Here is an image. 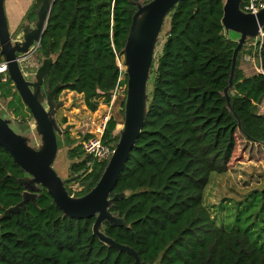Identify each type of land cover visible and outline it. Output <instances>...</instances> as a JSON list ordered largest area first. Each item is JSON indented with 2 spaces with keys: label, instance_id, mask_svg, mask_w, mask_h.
<instances>
[{
  "label": "trees",
  "instance_id": "16d2710c",
  "mask_svg": "<svg viewBox=\"0 0 264 264\" xmlns=\"http://www.w3.org/2000/svg\"><path fill=\"white\" fill-rule=\"evenodd\" d=\"M137 0H55L38 52L55 56L44 86L59 83L82 94L87 108L110 102L120 70ZM150 1V0H148ZM42 0L26 15L35 20ZM225 0H181L167 16V31L158 43L149 81L148 116L112 196L127 192L111 207L129 226L103 224V232L134 248L149 264H264V179L246 200L250 215L242 227H224L205 204L213 173H227L239 137L264 146V74L246 77L240 56L258 52L264 69V37L239 54L229 90L237 41L222 23ZM35 17V18H33ZM166 19V20H167ZM127 82V75H125ZM7 86L5 88L4 86ZM0 95L20 100L9 78ZM21 102V100L19 101ZM124 104V103H123ZM125 105V104H124ZM17 109L15 108V112ZM30 113V110H29ZM15 117L26 118L17 111ZM239 123L242 125L240 129ZM118 121L111 118L104 139L116 143ZM65 138L71 144L68 133ZM78 181L88 193L107 161L88 172L82 144L69 151ZM26 173L0 145V264H130L132 255L106 245L93 233L96 217L64 215L45 187L36 202L1 218L23 200ZM250 198V199H249ZM242 218L240 215L237 221Z\"/></svg>",
  "mask_w": 264,
  "mask_h": 264
},
{
  "label": "water",
  "instance_id": "95a60500",
  "mask_svg": "<svg viewBox=\"0 0 264 264\" xmlns=\"http://www.w3.org/2000/svg\"><path fill=\"white\" fill-rule=\"evenodd\" d=\"M179 1L181 0L135 1L137 10L133 15L123 49L127 75V88L121 93L125 98L124 126L119 131L114 153L97 184L88 193L74 196L70 194L65 180L54 168L60 144L58 137L62 133L55 115L63 104L62 101L56 104L55 98L62 84L59 83L53 89L47 88L46 94L43 91L44 81L51 71L55 56L43 57L41 64L35 68L22 63L34 53L36 45L41 42L55 0H42L36 11V20L31 23L27 19L23 29L17 31L14 36L8 24L5 0H0V57L7 62L8 75L29 108L42 141L39 148L33 147L27 136L15 131L10 119L0 115V145L26 173V176L19 179L25 187L23 200L7 208L1 218L18 213L28 201L36 202L38 191L45 187L64 215L84 219L96 217L93 233L106 245L132 255L134 261L130 264H149L141 260L134 248L105 234L103 224L109 222L113 226H129L123 217L110 210L127 192L114 196L111 194L144 128L148 116L149 81L157 44L167 16ZM242 1L225 0L222 18L226 35L228 36L230 31L239 35L234 49L229 85L224 90L227 105L231 110L233 108L229 90L233 87L239 54L246 43L251 40L259 43L264 37V7L256 14L247 13L241 9ZM239 126L242 129L241 123Z\"/></svg>",
  "mask_w": 264,
  "mask_h": 264
},
{
  "label": "rangeland",
  "instance_id": "374dc122",
  "mask_svg": "<svg viewBox=\"0 0 264 264\" xmlns=\"http://www.w3.org/2000/svg\"><path fill=\"white\" fill-rule=\"evenodd\" d=\"M144 1L147 2L148 0ZM167 22L168 19L166 20V23ZM166 23L160 34L161 38L159 42L164 41L167 31ZM12 34L14 36L16 32H13ZM236 35L237 33L234 31L228 33V37L230 38H234ZM158 50L159 47L157 44L156 52ZM42 59L43 56L37 51L27 57L22 63L27 66L35 67L36 65L38 66L41 64ZM124 59L125 57L123 55L121 61L123 62ZM7 86L5 85L4 87L7 88ZM15 90L17 93L16 87ZM43 91L46 94L47 88L45 86H43ZM18 96L21 102L16 99L13 106L10 108L9 101L11 98H4L0 95V115L4 118L6 117L10 119L12 121L11 126L15 131L27 136L30 144L35 148H39L42 145V141L41 136L36 131L35 120L32 114L29 113V108L20 97L19 92ZM59 101H62L63 104L56 112L55 118L62 133L58 137V139L60 138V144L54 162V168L64 180H68L73 175H76L71 169L72 163L74 161H79L77 159L71 160L69 158V151L76 145L81 144L84 139V128H82L83 119L87 118L88 108L85 104L84 97L81 94L69 90H64L59 96H56L55 103L58 104ZM123 103L125 104V98L121 96L116 103L115 109H113V117H115L120 124L119 128L115 131L116 135H119L120 129L124 126L125 105ZM100 106L101 103H99L98 108ZM15 108L17 111H20L21 115H26V118L15 117V114L17 113V111L15 112ZM101 110L102 111H100L99 115L104 114L106 108L102 107ZM98 116L94 119H97ZM66 133H68L70 139L74 140L76 143L71 144L68 142L65 138ZM245 153L253 159L252 161H256V163L240 164V162L247 160L248 156H243ZM238 160L242 161L238 162ZM259 161H264V147H257L254 143L247 141L243 137H239L229 171L227 173L212 174L211 182L206 189L204 200L211 215L221 226L236 227L240 225L245 227L247 225L245 219L250 213L248 210H245V206L248 203L246 200L254 190H259L262 187L261 183L264 179V166L262 167L261 163H257ZM68 184V186L73 189L74 196L76 192L82 189V184L78 181H71ZM239 215L242 219L237 221Z\"/></svg>",
  "mask_w": 264,
  "mask_h": 264
},
{
  "label": "built area",
  "instance_id": "2783aa9c",
  "mask_svg": "<svg viewBox=\"0 0 264 264\" xmlns=\"http://www.w3.org/2000/svg\"><path fill=\"white\" fill-rule=\"evenodd\" d=\"M263 7L264 0H243L241 3V9L247 13L256 14ZM262 35H264V31L262 32ZM257 44L258 43H256L255 45ZM39 47L40 43L36 45V50L34 51V53L37 52ZM117 64L120 70V75L118 77L117 84L112 91L110 102L105 103V113L98 116V114L94 112V116L92 118H89V121L85 122L82 127L84 128V139L82 140L81 144L84 150V157L88 158V172L93 169L95 163H101L105 161L108 162L115 150L116 143L113 144L105 141L104 136L109 121L111 120V118H114L113 109H115L117 101L122 96V91L127 88V82L125 80L126 65L124 61L122 62L119 57H117ZM9 78L10 77L8 75L7 62L1 58L0 81L7 82ZM97 116L98 118L94 119Z\"/></svg>",
  "mask_w": 264,
  "mask_h": 264
},
{
  "label": "crops",
  "instance_id": "0c3cea01",
  "mask_svg": "<svg viewBox=\"0 0 264 264\" xmlns=\"http://www.w3.org/2000/svg\"><path fill=\"white\" fill-rule=\"evenodd\" d=\"M36 1L37 0H5L6 15H7V19H8L9 28H10V31L12 33L20 31L23 29L25 21L27 20L26 15H27L28 11L30 10V8L32 7V5ZM28 20H30V19H28ZM35 20H30V21H31V23H33V21H35ZM238 37H239V35L237 34L234 37V40H237ZM255 44H256V40H251L247 43V45L250 47H254ZM257 54H258V52L256 51V48H255V51L252 52V54L247 52V53H244L243 55L240 56L239 68L243 71V73L246 77L252 76V75L257 74V73H263L264 74V69L261 66V61L259 60V57H257ZM0 59H1V57H0ZM35 67H37V65ZM100 103H101V106L96 111H91L88 109L87 118L83 119V125L85 122L89 121V118H92L95 113H97L99 115L100 111H102L101 108L104 107L105 103H107V102L104 103V101L101 100ZM257 110H258L259 114H264V97L262 98V100L258 104ZM119 125L120 124L118 122L116 130H117V128H119ZM114 134H116V133L114 132ZM254 144L257 145V147L258 146L264 147L262 144H258V143H254ZM243 156L246 157V156H248V154L246 155V153H245ZM252 160L253 159L250 156H248L247 160H245L246 162L245 161L240 162L242 160H238V162H240V164H242V163L250 164L252 162L256 163V161H252ZM257 163H261L262 167L264 166V161H259Z\"/></svg>",
  "mask_w": 264,
  "mask_h": 264
}]
</instances>
